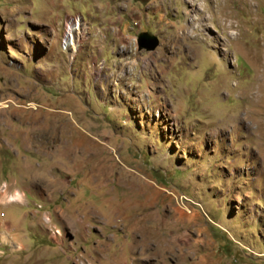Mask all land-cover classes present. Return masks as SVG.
I'll return each instance as SVG.
<instances>
[{"label":"rangeland","instance_id":"1","mask_svg":"<svg viewBox=\"0 0 264 264\" xmlns=\"http://www.w3.org/2000/svg\"><path fill=\"white\" fill-rule=\"evenodd\" d=\"M0 264H264V0H0Z\"/></svg>","mask_w":264,"mask_h":264},{"label":"water","instance_id":"2","mask_svg":"<svg viewBox=\"0 0 264 264\" xmlns=\"http://www.w3.org/2000/svg\"><path fill=\"white\" fill-rule=\"evenodd\" d=\"M158 45V40L155 36L147 33H142L136 38V46L138 50H153Z\"/></svg>","mask_w":264,"mask_h":264},{"label":"bare ground","instance_id":"3","mask_svg":"<svg viewBox=\"0 0 264 264\" xmlns=\"http://www.w3.org/2000/svg\"><path fill=\"white\" fill-rule=\"evenodd\" d=\"M80 18L79 19H74L72 21H70L68 23V27H67V33H66V38L69 40L68 42H70V40L72 39V37L74 38V33H72V30L76 27L77 25V29L80 26ZM187 33L186 32H181L179 36H185ZM188 36V35H187Z\"/></svg>","mask_w":264,"mask_h":264}]
</instances>
